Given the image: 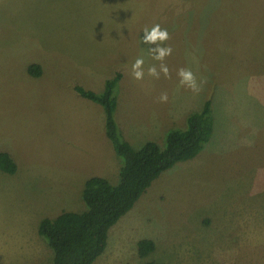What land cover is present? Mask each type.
I'll return each mask as SVG.
<instances>
[{"label":"rangeland","instance_id":"374dc122","mask_svg":"<svg viewBox=\"0 0 264 264\" xmlns=\"http://www.w3.org/2000/svg\"><path fill=\"white\" fill-rule=\"evenodd\" d=\"M155 24L169 33L170 79L148 75L161 62L141 38ZM181 67L205 81L199 94L179 86ZM118 70L115 120L134 148L163 146L205 102L213 127L109 229L92 264H264V0H0V152L17 165L0 168V264H50L41 219L83 209L92 175L118 182L102 107L72 88L101 92ZM142 238L155 243L143 257Z\"/></svg>","mask_w":264,"mask_h":264},{"label":"trees","instance_id":"16d2710c","mask_svg":"<svg viewBox=\"0 0 264 264\" xmlns=\"http://www.w3.org/2000/svg\"><path fill=\"white\" fill-rule=\"evenodd\" d=\"M27 71L33 77L42 73L36 62L28 64ZM121 76V72L116 71L101 92L78 84L74 86L78 94L101 105L105 134L117 156L122 158V164L116 184L99 175L85 180L81 192L83 209L64 210L55 217L41 219L38 233L52 250L50 264H92L105 249L109 229L133 207L151 183L176 162L193 158L211 135L213 118L210 105L205 102L199 111L186 115L183 128L167 131L163 146L146 141L134 148L121 135L115 120L116 88ZM0 168L6 173L17 169L7 151L0 152ZM154 247V241L149 238L137 242L138 254L142 257ZM142 264L172 263L147 261Z\"/></svg>","mask_w":264,"mask_h":264},{"label":"clouds","instance_id":"9594fccd","mask_svg":"<svg viewBox=\"0 0 264 264\" xmlns=\"http://www.w3.org/2000/svg\"><path fill=\"white\" fill-rule=\"evenodd\" d=\"M144 35L141 38V41L145 45H150L149 52L152 54V58L156 61H160L159 70L157 69L156 65H152L148 68V75L159 79L161 73L167 79L171 78V74L169 71L168 66L163 63L166 57L172 54V47L171 46H162L166 40H168L169 33L166 29H162L159 24H155L151 27V29L145 27L143 29ZM151 45H154L151 46ZM144 59L139 57L135 60L132 65V75L136 80H143L144 79ZM177 76L179 78V86L184 87L194 94H199L201 91V85L205 83V81L197 82L196 75L191 70V68L181 67L177 71ZM159 102L166 103L168 101V94L167 92L161 93L158 98Z\"/></svg>","mask_w":264,"mask_h":264},{"label":"crops","instance_id":"0c3cea01","mask_svg":"<svg viewBox=\"0 0 264 264\" xmlns=\"http://www.w3.org/2000/svg\"><path fill=\"white\" fill-rule=\"evenodd\" d=\"M32 60H35V59H32ZM33 62H36V63H39V65L41 66L42 64H41V62L39 61H32L31 62V60H29V61H27V65L28 64H30V63H33ZM24 67H25V64H24ZM41 68H42V66H41ZM118 71H120V70H118ZM121 72V71H120ZM121 81V80H120ZM76 85V84H75ZM75 85H73L72 86V88L74 89V86ZM88 99V98H87ZM117 102H118V108H117V110H116V120H119L118 118V109H119V111H120V108L124 111V109L121 107V105H120V103H119V99H117ZM93 105V104H92ZM103 110V109H102ZM123 114H124V112H122ZM104 114V113H103ZM102 122H103V127H104V116L102 115ZM118 123H119V121H118ZM118 125V124H117ZM119 125H120V123H119ZM120 128H121V125H120ZM104 131H105V129H104ZM106 135V134H105ZM137 136H139V135H137ZM107 137V136H106ZM125 138V137H124ZM126 139V138H125ZM127 140V139H126ZM146 141H148V140H146ZM111 143V142H110ZM145 143V142H144ZM112 145V144H111ZM10 153V155H11V152H9ZM12 156V155H11ZM13 158V157H12ZM93 176V175H92ZM100 176V175H99ZM85 182V181H84ZM84 184V183H83ZM83 188V187H82Z\"/></svg>","mask_w":264,"mask_h":264}]
</instances>
